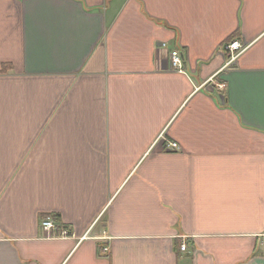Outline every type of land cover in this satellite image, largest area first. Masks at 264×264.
Returning a JSON list of instances; mask_svg holds the SVG:
<instances>
[{
    "label": "crops",
    "instance_id": "0c3cea01",
    "mask_svg": "<svg viewBox=\"0 0 264 264\" xmlns=\"http://www.w3.org/2000/svg\"><path fill=\"white\" fill-rule=\"evenodd\" d=\"M0 264H264V0H0Z\"/></svg>",
    "mask_w": 264,
    "mask_h": 264
},
{
    "label": "built area",
    "instance_id": "2783aa9c",
    "mask_svg": "<svg viewBox=\"0 0 264 264\" xmlns=\"http://www.w3.org/2000/svg\"><path fill=\"white\" fill-rule=\"evenodd\" d=\"M168 47H169L168 43L163 42L159 48H163V49L165 48L168 50L167 56H168L169 61H170V66L173 70L184 72V70H185L184 53L178 48L168 49ZM241 48H243V45L239 41H233V42L226 45V49L231 53V59H233L235 57V54ZM223 87H225L224 84L221 86V88H223ZM169 147L171 149H178L179 148L178 144L174 143V142H171ZM42 229L44 231H46L47 233H50V235H51V233L55 236H62V237L72 235L71 231L68 228H64V229L59 230L57 223L52 216H47L45 219H43ZM181 249L186 250L187 249V243L184 242L181 246ZM109 250H110V248L108 246H102V248H101V252L104 254L109 253Z\"/></svg>",
    "mask_w": 264,
    "mask_h": 264
},
{
    "label": "trees",
    "instance_id": "16d2710c",
    "mask_svg": "<svg viewBox=\"0 0 264 264\" xmlns=\"http://www.w3.org/2000/svg\"><path fill=\"white\" fill-rule=\"evenodd\" d=\"M239 37H240V32L237 31L236 33H234L232 36H230V37L228 38L227 42H231V41H233V40H235V39H237V38H239ZM10 66H11L10 63H5V64H3L2 71H5V70H6L7 68H9ZM54 217H56V216H54Z\"/></svg>",
    "mask_w": 264,
    "mask_h": 264
}]
</instances>
